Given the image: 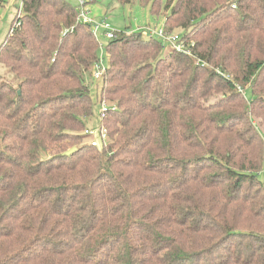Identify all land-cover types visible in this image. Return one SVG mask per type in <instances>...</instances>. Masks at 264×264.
I'll return each mask as SVG.
<instances>
[{
	"label": "trees",
	"instance_id": "16d2710c",
	"mask_svg": "<svg viewBox=\"0 0 264 264\" xmlns=\"http://www.w3.org/2000/svg\"><path fill=\"white\" fill-rule=\"evenodd\" d=\"M20 1L0 45V264H264V0H137L190 54L118 33L97 98L77 8Z\"/></svg>",
	"mask_w": 264,
	"mask_h": 264
},
{
	"label": "rangeland",
	"instance_id": "374dc122",
	"mask_svg": "<svg viewBox=\"0 0 264 264\" xmlns=\"http://www.w3.org/2000/svg\"><path fill=\"white\" fill-rule=\"evenodd\" d=\"M72 7H77L79 0H64ZM86 2V9L90 12V17L94 20L95 23L105 21L111 31L116 33H126L129 35L133 32L143 33V30H160L163 29V21L164 16L160 15V17L155 20L150 16L149 7L142 6L136 0L131 4L122 5L115 0H83ZM164 2L166 0H163ZM21 1L20 0H4V3L0 5V45L5 41L7 34L10 29V25L12 20L18 13L20 8ZM97 40L99 41L100 47L98 50V58L102 62V66L104 69L108 66V58L105 51V44L107 39L105 38L102 30H99L95 33ZM169 35H179L181 37V30L176 29L173 34ZM182 39V38H181ZM161 41V40H160ZM164 47V52L166 50H171L169 43H164L161 41ZM165 54V53H163ZM93 71V69H92ZM1 72V70H0ZM90 88H92L93 93L92 97L97 98V92L99 91L100 81H95L91 76L90 79ZM246 96L250 98V92H246ZM105 104L106 106H112L105 101L97 103L93 107L92 115L89 118H86L85 125L86 127L97 128L99 125V105ZM258 179L264 185V166L258 173Z\"/></svg>",
	"mask_w": 264,
	"mask_h": 264
},
{
	"label": "built area",
	"instance_id": "2783aa9c",
	"mask_svg": "<svg viewBox=\"0 0 264 264\" xmlns=\"http://www.w3.org/2000/svg\"><path fill=\"white\" fill-rule=\"evenodd\" d=\"M86 7H87L86 2H84L83 0H79L78 6L76 7L77 20L79 22L87 24L94 35L97 31L102 30L107 40L115 38L118 33L111 31L109 25L105 21L95 23L94 20L90 17V12L89 10L86 9ZM143 32L145 35H143V33L142 35L145 37L157 38L163 41L164 43H169L170 44L169 49L174 50L175 52L184 53L187 55L190 54V51L188 50L187 46L184 45V42L179 35H169L164 31V29L153 30V31H150L148 29L146 31L143 30ZM101 63L102 62L98 60V62L93 66L92 77L95 81H100L105 72V69L103 68ZM107 108L108 106H106L105 104H100L98 127L97 128L86 127L83 132V134L87 138V141L91 144V146L95 148H99L107 142V130L103 125L100 124L101 120L105 116ZM112 110H114V107H112Z\"/></svg>",
	"mask_w": 264,
	"mask_h": 264
},
{
	"label": "water",
	"instance_id": "95a60500",
	"mask_svg": "<svg viewBox=\"0 0 264 264\" xmlns=\"http://www.w3.org/2000/svg\"><path fill=\"white\" fill-rule=\"evenodd\" d=\"M75 151V148L70 149L64 155H71Z\"/></svg>",
	"mask_w": 264,
	"mask_h": 264
}]
</instances>
